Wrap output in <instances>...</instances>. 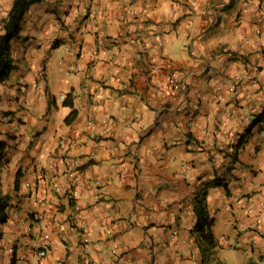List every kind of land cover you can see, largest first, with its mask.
I'll list each match as a JSON object with an SVG mask.
<instances>
[{
	"label": "crops",
	"instance_id": "0c3cea01",
	"mask_svg": "<svg viewBox=\"0 0 264 264\" xmlns=\"http://www.w3.org/2000/svg\"><path fill=\"white\" fill-rule=\"evenodd\" d=\"M8 45L0 264H264V0H39Z\"/></svg>",
	"mask_w": 264,
	"mask_h": 264
},
{
	"label": "trees",
	"instance_id": "16d2710c",
	"mask_svg": "<svg viewBox=\"0 0 264 264\" xmlns=\"http://www.w3.org/2000/svg\"><path fill=\"white\" fill-rule=\"evenodd\" d=\"M36 1L39 0H13L12 6L8 11L7 16L2 21L4 32L0 34V80L7 76L11 68V58L9 54L8 42L12 36L18 33V24L20 22L22 14L33 2ZM62 104L72 107L70 114L66 118V121L69 122L75 117V114L77 112V110L73 107L72 100L69 94L64 97V99L62 100ZM263 117L264 110H262V112L254 117L251 124L259 122L261 119H263ZM250 126L242 134H240L237 142L234 145V152H236L237 149L242 146L249 132ZM213 183L217 185H226L224 181L219 177H216L213 180ZM205 194V190H202V192L200 193H196L192 198V204L194 212L197 216L196 225L199 228L201 239L208 245L207 247H213L216 245V241L214 239L212 231L213 220L209 216L206 208ZM207 247H204L203 249L205 250V248Z\"/></svg>",
	"mask_w": 264,
	"mask_h": 264
},
{
	"label": "built area",
	"instance_id": "2783aa9c",
	"mask_svg": "<svg viewBox=\"0 0 264 264\" xmlns=\"http://www.w3.org/2000/svg\"><path fill=\"white\" fill-rule=\"evenodd\" d=\"M239 80V75H235L233 78L230 79L229 81V89L230 90H233L236 86V83L237 81ZM169 82L174 84V85H177V79L175 76H170L169 77ZM219 88V87H218ZM65 96H61L60 99L63 100ZM45 253V250L44 249H40L38 254L39 255H43Z\"/></svg>",
	"mask_w": 264,
	"mask_h": 264
}]
</instances>
